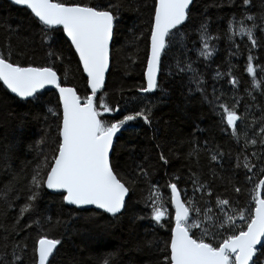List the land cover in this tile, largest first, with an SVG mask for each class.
I'll list each match as a JSON object with an SVG mask.
<instances>
[{"label": "snow or ice", "instance_id": "1", "mask_svg": "<svg viewBox=\"0 0 264 264\" xmlns=\"http://www.w3.org/2000/svg\"><path fill=\"white\" fill-rule=\"evenodd\" d=\"M10 3L30 9L38 24L43 26L41 31L44 32V43L49 48L47 55L49 58L54 57L53 64L63 58L51 50L55 37L49 35V31L62 28L70 40V48H74V55L78 56L83 73L86 74V86L90 89V95L82 99L76 88L63 85L51 65L22 66L11 61V51L7 56L0 52V81L7 90L21 101L35 107L41 104L42 90L51 86L59 93V107L62 109L57 111L50 107L43 117L45 122L49 115L58 120L54 140L56 154L50 166L44 165V168H48L46 172L40 166L33 170L27 189V202L15 218V226L11 230L5 228L7 234L0 240V264H26L24 253L27 244L16 237L33 224H42L41 220L35 219L32 224H25L21 228L20 221L25 214L31 216L37 212L38 202L45 190L58 193L67 205L85 211L90 210L88 206H94L118 221L132 210L131 196L138 183L144 185L139 202L150 211L147 215L134 214L133 218L151 219L156 226L168 231V237L162 245L158 241L145 242V246L153 250L154 258L150 260V264H264V178L255 183L251 201L241 204L242 188L234 184L232 178L218 176L216 171L217 167L223 169L227 154L220 150L219 145L210 146L208 139L201 144L197 133L203 129L198 125L188 138L180 141L181 147L185 144L190 146L184 157L187 161L186 173L183 170H167L170 158L159 143L156 144V148L160 149L157 165L147 163L149 158L145 156L143 162L125 172L114 162L112 154L116 151L114 138L117 133L122 129L128 130L126 126L129 122L137 120H143L151 127L152 110L155 107L146 105L139 111L123 115L122 119L103 118L105 113L121 111L119 105L113 108L102 102L105 77L109 71L113 42L118 30L121 10L118 0L94 4L66 3L64 0H10ZM196 4L197 0H154L148 29L149 47L144 73L146 86L140 87L139 92L154 93L159 89L164 93L158 77H162L166 67H172L165 63L164 58L177 43H180L185 54L189 51L183 43L186 39L185 22H191ZM242 6L245 11L241 19L237 20L234 16L229 21V32L232 34L229 39L237 34L247 37L251 47L248 48L245 71L252 77L255 87L260 88L264 83V65L259 66L261 79L257 81V67L253 61L259 57L253 55V50L264 49V43L258 42L254 35L256 30L264 32V12L259 14L260 23L257 24V15L247 10L252 6V0H242ZM245 21H252V26L247 27ZM237 24L238 33L235 27ZM198 31L202 44L198 50L199 56L210 59L214 46L209 41L219 37L208 34L206 23H202ZM234 55H239V52ZM175 68L177 74L191 73L187 78L189 93H200L202 101L218 115L221 130L237 144L241 139L240 126L248 129L243 134L245 139L241 153L235 157V168L245 170L244 178L249 184L253 183L254 175L264 177V106L255 105L261 114L257 117L253 113L251 124H248V115L253 105L245 104L244 114L241 115L237 111L240 98L233 97L234 103L230 106L224 101L223 93L217 95L214 85L209 94L203 76L193 67L191 60L184 62L177 58ZM169 74H172L171 71ZM227 75L232 76L231 71ZM221 76L217 72L214 79ZM228 83L235 89L239 81L232 76ZM260 94L264 96V89ZM247 95L253 102L256 101L252 92H247ZM33 118L39 120L40 113L37 112ZM257 124L258 130L253 127ZM23 127L22 120L16 132L17 143L23 142ZM51 127L49 125L45 129L46 137L50 135ZM155 131L158 132L159 129ZM44 142L42 138L38 143ZM17 143L7 146L3 153L5 158L17 147ZM258 143L261 151L252 152L251 157L244 155L241 163L240 154L246 152L249 145L256 146ZM202 153L208 154L207 166L201 165ZM230 161L229 157V163ZM158 169H163V176L166 177L163 184L154 180ZM218 179H226V185H231V190L236 194L235 198L218 193ZM188 185H191V191ZM9 190L5 189V196ZM197 193L200 195L197 196ZM237 221L240 223L237 224ZM46 222L51 223V218H47ZM56 223L59 224L60 221L57 220ZM62 246L61 239L40 236L34 245L33 264H57V256ZM112 259L110 254L102 260V264H111Z\"/></svg>", "mask_w": 264, "mask_h": 264}, {"label": "trees", "instance_id": "2", "mask_svg": "<svg viewBox=\"0 0 264 264\" xmlns=\"http://www.w3.org/2000/svg\"><path fill=\"white\" fill-rule=\"evenodd\" d=\"M64 2L94 4L108 3L109 0H64ZM118 2L121 5L118 30L113 42V55L102 102L108 103L113 108L119 105L121 111L105 113L103 118L122 119L123 115L139 111L146 105H155V107L152 110L151 127L143 120H137L129 122L126 126L128 130H121L114 143L116 146V151L112 154L114 162L118 163L125 172L143 162L145 156L149 158L147 163L157 165L160 149L156 148V144L159 143L170 158L167 170L169 172L183 170L186 173L187 161L184 157L190 146L185 144L181 147L180 141L188 138L198 125L203 129L202 132L197 133L200 143L203 144L204 140L208 139L210 146L219 145L220 150L227 154L223 169L216 168L218 176L232 178L233 183L242 188L240 203H249L255 183L264 177L254 175L253 183L249 184L244 178L245 170L235 168L237 162L235 157L241 153L245 139L243 134L248 129L243 125L240 126L241 139L237 144L221 130L222 125L218 115L202 101L200 93H189L187 78L191 73L177 74L175 68L177 58L184 62L191 60L193 67L203 76L209 94L214 85L217 95L223 93L224 101L230 106L234 103L233 97L240 98L237 111L241 115L244 114L245 104L253 105L248 115V124H251L253 113L257 117L260 116L261 113L255 105L264 106V96L260 94L264 89V83L260 88H256L252 77L245 71L250 42L246 36L242 37L239 34L229 39L232 35L229 32V21L234 16L237 20L241 19L245 11L242 0H197L191 22H185L186 39L183 43L189 51L185 54L180 43H177L164 58L165 63L172 66L171 69L166 67L162 77H158L164 93L159 89L154 93L138 91L140 87H144L143 73L149 47L148 29L154 0H118ZM247 10L257 15L256 23L259 24V14L264 12V0H252V6ZM202 23L207 24L210 36L219 37L209 41L210 45L214 46L210 59L200 57L198 52L202 47L198 31ZM245 25L251 27L252 21H245ZM42 27L26 8L12 5L7 0H0V52L7 56L11 51V61L22 66L51 65L57 71L63 85L76 88L82 99L90 95V90L86 86V76L62 28L49 31V35L55 37L51 50L63 58L53 64L54 57L49 58L47 55L49 48L44 43ZM235 27L238 33L239 25ZM254 35L258 42L264 43V32L256 30ZM237 52L239 55H234ZM253 55L259 57L258 60L253 61L254 66L257 67V81H259L261 79L259 66L264 65V49H254ZM170 71L172 74H169ZM229 71L239 81L235 89L228 83L232 78L227 75ZM217 72L222 76L214 79ZM104 91H107V94ZM42 92L41 104L34 107L11 95L0 82V240H3L7 234L5 228L11 230L15 226V218L19 215L20 208L27 202L26 198L29 195L27 189L33 170L37 169V166L41 168H44V165L50 166L56 154L54 140L57 135L58 120L49 115L45 122L43 117L50 107L57 111L61 109L53 90L45 89ZM247 92H252L256 97L255 102ZM37 112L41 116L39 120L33 118ZM22 120L23 142L17 143L16 132ZM49 125L52 127L50 135L46 137L41 130L43 127L48 128ZM253 127L258 130L259 125ZM156 129L159 131H155ZM42 138L45 142L38 143ZM248 138H251V131L248 132ZM13 143H17V147L5 158L3 153L7 146ZM260 151L259 143L256 146L249 145L247 151L240 154V162L243 163L244 155L251 157L252 152ZM208 159V154L202 153L201 165L207 166ZM47 170L48 168H44L45 172ZM205 171H207L206 167ZM165 179L163 169H158L154 180H159L163 184ZM226 179L217 180V185H220L218 193L235 198L236 194L231 190V185H226ZM6 188L10 190L5 196ZM142 188L144 185L138 183L131 196L132 210L118 221L95 208L85 211L69 207L63 203L58 193L45 190L38 202L37 212L31 216L25 214L20 221L21 228L25 224H32L35 219L41 220L42 224V226L33 224L31 228L24 229L20 232V236L16 237L17 240L27 244L24 253L26 264H33L34 245L42 235L62 240L63 246L60 247L57 264H102V260L110 254L113 257L111 264H150V260L154 258L153 250L145 246V242L158 241L162 245L168 237V231L166 228L156 226L151 219L133 218L134 214L147 215L150 211L139 202ZM188 188L191 191V185H188ZM165 194H167L166 190ZM199 195L197 193V196ZM86 212L95 216L89 219ZM49 217L51 223L46 222ZM57 220L60 221L59 224L56 223ZM239 223L237 221V224ZM87 232L95 238L82 237ZM216 240H219V236Z\"/></svg>", "mask_w": 264, "mask_h": 264}, {"label": "water", "instance_id": "3", "mask_svg": "<svg viewBox=\"0 0 264 264\" xmlns=\"http://www.w3.org/2000/svg\"><path fill=\"white\" fill-rule=\"evenodd\" d=\"M8 2H10V0H7ZM18 7H22V8H26V7H24V6H18ZM27 9V8H26ZM30 13H31V11H30V9H27ZM32 16H33V14H31ZM34 17V16H33ZM36 20V19H35ZM64 34V36H65V38H66V40L69 42V44H70V40H68V38H67V36H66V34L65 33H63ZM73 49V51H74V48H72ZM76 57H77V59H78V56L76 55ZM110 65H111V59H110ZM80 67H81V69H82V66L80 65ZM109 70H110V67H109ZM83 71V70H82ZM145 71H146V66H145V69H144V73H145ZM108 73H109V71L106 73V77H105V82H106V78H107V75H108ZM84 75L86 76V74L84 73ZM1 83H2V85H3V82L2 81H0ZM4 86V85H3ZM65 86H67V85H65ZM144 86H146V79H145V76H144ZM5 87V89L7 90V88H6V86H4ZM70 87H72V86H70ZM46 89H51V90H53L55 93H56V95H57V98H58V96H59V93H58V91L55 89V88H53V87H51V86H49V87H47ZM90 90V89H89ZM11 95H13L14 97H15V94H13V93H11L10 92V90H7ZM17 99H19L18 97H16ZM20 100V99H19ZM59 102V101H58ZM61 111H62V109H61ZM120 134V132L119 133H117V136L114 138V142H115V140H116V138L118 137V135ZM48 192H51V193H54V192H52L51 190H47ZM67 205V204H66ZM67 206H69V207H74V208H76L75 206H71V205H67ZM88 208H94V206H88ZM100 211H102V210H100ZM50 238V237H49Z\"/></svg>", "mask_w": 264, "mask_h": 264}, {"label": "rangeland", "instance_id": "4", "mask_svg": "<svg viewBox=\"0 0 264 264\" xmlns=\"http://www.w3.org/2000/svg\"><path fill=\"white\" fill-rule=\"evenodd\" d=\"M18 7V6H17ZM143 82H144V73H143ZM106 94H107V91H104ZM45 129H47V128H45V127H43L42 128V132H44L45 133ZM91 212H93V211H91ZM86 213H88V214H86V215H89L88 217H89V219L90 218H93L92 216H95L94 214H91L90 212H86ZM83 215H85V214H83ZM91 221V220H90ZM82 237H85V238H92V237H94L95 238V236L94 235H91L90 233H84L83 234V236ZM97 238H99V236H97ZM84 239V238H83ZM84 240H86V239H84ZM92 240H95V239H92Z\"/></svg>", "mask_w": 264, "mask_h": 264}]
</instances>
